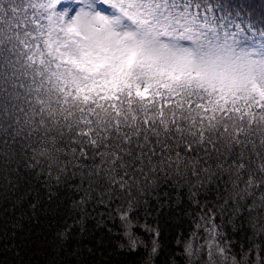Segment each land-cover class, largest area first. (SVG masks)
<instances>
[{
  "label": "snow or ice",
  "instance_id": "1",
  "mask_svg": "<svg viewBox=\"0 0 264 264\" xmlns=\"http://www.w3.org/2000/svg\"><path fill=\"white\" fill-rule=\"evenodd\" d=\"M61 195L47 264H264V0H0V213Z\"/></svg>",
  "mask_w": 264,
  "mask_h": 264
},
{
  "label": "trees",
  "instance_id": "2",
  "mask_svg": "<svg viewBox=\"0 0 264 264\" xmlns=\"http://www.w3.org/2000/svg\"><path fill=\"white\" fill-rule=\"evenodd\" d=\"M68 196L73 197L74 194L68 193ZM42 199L44 200L46 207L38 209V223L31 218V209L29 208V201L27 199L17 204L14 211L7 214L0 213V232L6 233V235L0 237V262H3V264H14L18 259H23L25 264H47V261L51 259L50 256L45 255V253L40 250L43 247L41 239L44 237L51 238L52 233L63 223L65 213L71 206V200H66L65 197L61 195L58 199L53 200L49 204L46 197L42 196ZM154 203L155 202H153V204ZM100 210H102V206L97 209V211ZM22 216L27 218L20 219ZM160 218L166 221L167 224L172 225V227H165V244L170 249H178L181 246L176 244V237L178 233L187 234L188 230L193 227L191 224V217L184 216L178 228L175 226V221L168 218V209L164 210V213ZM16 219H20L23 227L22 229H16V235L12 236L11 224L15 222ZM93 225L94 220L89 219L87 227L93 228ZM102 233L103 229L95 230L96 236H100ZM106 238L107 237L105 236V239ZM84 242L93 243V241L88 240H85ZM71 243L74 244L75 239L71 241ZM13 244L17 245L18 248L22 250L21 257H14L12 251L6 250L5 246L10 248ZM177 254L179 256V253ZM120 258L121 257L118 256L112 257V259L117 260ZM62 259L69 261V264H76V259H84L87 261V264H98L101 260L109 259V256L107 253L104 256H100L99 253H97L95 260H93L91 256H88L87 253H85L84 256L80 258L66 256L62 257ZM178 264H184L182 256H179Z\"/></svg>",
  "mask_w": 264,
  "mask_h": 264
}]
</instances>
